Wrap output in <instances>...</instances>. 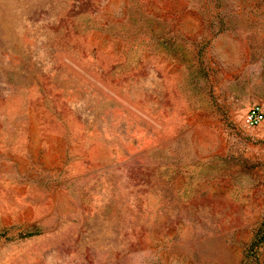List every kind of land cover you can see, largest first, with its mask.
<instances>
[{
    "label": "rangeland",
    "instance_id": "rangeland-1",
    "mask_svg": "<svg viewBox=\"0 0 264 264\" xmlns=\"http://www.w3.org/2000/svg\"><path fill=\"white\" fill-rule=\"evenodd\" d=\"M264 0H0V264H264Z\"/></svg>",
    "mask_w": 264,
    "mask_h": 264
},
{
    "label": "built area",
    "instance_id": "built-area-1",
    "mask_svg": "<svg viewBox=\"0 0 264 264\" xmlns=\"http://www.w3.org/2000/svg\"><path fill=\"white\" fill-rule=\"evenodd\" d=\"M243 124L247 129L264 128V108L259 105H253L244 116Z\"/></svg>",
    "mask_w": 264,
    "mask_h": 264
}]
</instances>
